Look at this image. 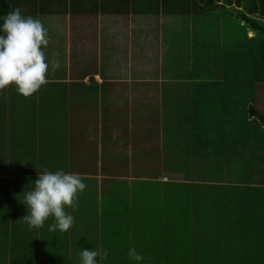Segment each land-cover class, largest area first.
I'll list each match as a JSON object with an SVG mask.
<instances>
[{
	"label": "crops",
	"instance_id": "obj_1",
	"mask_svg": "<svg viewBox=\"0 0 264 264\" xmlns=\"http://www.w3.org/2000/svg\"><path fill=\"white\" fill-rule=\"evenodd\" d=\"M8 1L43 22L60 68L31 96L0 90V264H79L81 248L133 264L130 247L140 264H264V144L241 110L225 19L201 35L207 13ZM44 168L85 178L67 232L23 220ZM208 234L215 251L196 248Z\"/></svg>",
	"mask_w": 264,
	"mask_h": 264
},
{
	"label": "clouds",
	"instance_id": "obj_2",
	"mask_svg": "<svg viewBox=\"0 0 264 264\" xmlns=\"http://www.w3.org/2000/svg\"><path fill=\"white\" fill-rule=\"evenodd\" d=\"M49 43L48 29L40 19L23 14L19 8L0 16V90L14 85L17 93L27 97L45 85L49 70L60 68L58 58L49 60L46 55ZM84 180L78 173L44 168L33 186L23 192L22 203L27 209L24 222L30 228H43L51 217L49 232H67L75 217L66 209H77L78 195L87 187ZM127 257L133 264L144 260L135 247L128 249ZM107 258V249L81 248L79 264H104Z\"/></svg>",
	"mask_w": 264,
	"mask_h": 264
},
{
	"label": "trees",
	"instance_id": "obj_3",
	"mask_svg": "<svg viewBox=\"0 0 264 264\" xmlns=\"http://www.w3.org/2000/svg\"><path fill=\"white\" fill-rule=\"evenodd\" d=\"M117 3V0L114 1ZM128 6H160L162 11L179 12L189 11L193 17L198 14L212 13L221 11V18L230 16L234 19L241 20L244 27L245 36H237L235 33L228 31L227 35L231 36L228 45L231 51L243 58L242 68L245 65L255 68L257 79L264 75V0H128ZM11 12L8 0H0V16L7 15ZM254 32L250 36V32ZM245 42H258L253 48L252 45H246ZM243 44V45H242ZM245 47L242 52V48ZM250 119H259L261 127H264V117L255 106L251 105L248 110ZM196 263V262H195Z\"/></svg>",
	"mask_w": 264,
	"mask_h": 264
},
{
	"label": "rangeland",
	"instance_id": "obj_4",
	"mask_svg": "<svg viewBox=\"0 0 264 264\" xmlns=\"http://www.w3.org/2000/svg\"><path fill=\"white\" fill-rule=\"evenodd\" d=\"M202 18H207L205 19L208 20V22L205 24V28L202 29L201 31V35H205V32L207 34H210V32L213 34V32H215V34H217L218 30H219V23H221V11L219 12H212V13H207V15L205 17ZM223 19H225L226 21V32L231 31L233 33H235L237 36H245V30L244 27L241 26V24H243V22L241 20H237L234 19L233 17L230 16H226L223 17ZM204 20V19H203ZM242 43L244 44V46H248V45H252L253 48L254 46L257 44L258 42L256 41V43L254 42H245V39H242ZM242 44V45H243ZM230 47L227 43L224 44V46ZM245 47L242 48V52L244 51ZM246 68H242V72L241 75L239 77L236 78V83L235 84L237 86L240 87V89H242V96L244 97H248L246 100L245 98L242 101V104L244 105L243 108H241V110L246 114L247 118H248V102L250 101V99L253 98V103L255 108L261 112V115L264 117V75H261V77L259 79H257V77L255 76V68L252 69V67L247 66V63L245 65ZM219 82V81H217ZM242 87V88H241ZM255 88H257L258 92L255 91ZM238 93V92H237ZM240 94V93H238ZM256 94H258L259 96L263 97V99L261 100L260 98L258 100H256L254 98V96H256ZM252 103V104H253ZM251 127L252 130L255 131V127L258 133H261V139L258 140V142H261L264 144V127H261V123L259 119H252L251 120ZM257 176L259 179H264V173H257ZM216 234V233H215ZM215 234H208L207 236H205L206 238V246L204 248H199L196 247L200 250H208V251H215V249H212L213 247H215ZM197 246V244H196ZM196 251V250H195ZM195 262V261H194Z\"/></svg>",
	"mask_w": 264,
	"mask_h": 264
}]
</instances>
